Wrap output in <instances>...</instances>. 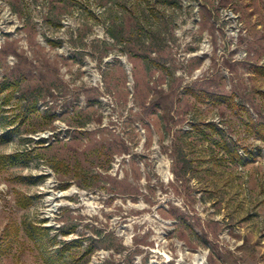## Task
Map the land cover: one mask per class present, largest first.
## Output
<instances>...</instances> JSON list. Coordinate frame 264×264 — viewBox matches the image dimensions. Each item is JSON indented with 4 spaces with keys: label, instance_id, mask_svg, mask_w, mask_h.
I'll return each mask as SVG.
<instances>
[{
    "label": "rangeland",
    "instance_id": "rangeland-1",
    "mask_svg": "<svg viewBox=\"0 0 264 264\" xmlns=\"http://www.w3.org/2000/svg\"><path fill=\"white\" fill-rule=\"evenodd\" d=\"M260 66L264 0H0V264H264Z\"/></svg>",
    "mask_w": 264,
    "mask_h": 264
},
{
    "label": "trees",
    "instance_id": "trees-1",
    "mask_svg": "<svg viewBox=\"0 0 264 264\" xmlns=\"http://www.w3.org/2000/svg\"><path fill=\"white\" fill-rule=\"evenodd\" d=\"M257 70L264 75V66H260L257 68ZM213 96V95H211ZM216 99H223L225 98L224 96H214ZM211 126H214V124H211ZM261 126H264V125H261ZM34 229V232L37 233L38 232V228L35 227L33 228ZM115 240H116V236L114 235V240L112 241V243L110 245H108L106 247V249H114L115 251L117 252H121V249L123 248V244L122 243H115ZM80 244L81 246H83V240H81L80 238H75L71 241H63L62 242V245L60 247H57L54 251L55 255L52 256V259L50 261V264H71V262L69 261L70 259V255H71V258L72 256L75 257V255H72L74 253H70L69 251V248L72 246V245H78ZM93 252V249H92V245H89L88 247H86L81 255L84 256V255H88V254H91ZM68 253H70V255H68Z\"/></svg>",
    "mask_w": 264,
    "mask_h": 264
}]
</instances>
